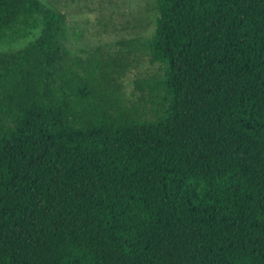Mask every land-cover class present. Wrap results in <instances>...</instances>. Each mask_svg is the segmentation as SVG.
Returning a JSON list of instances; mask_svg holds the SVG:
<instances>
[{
    "label": "trees",
    "instance_id": "trees-1",
    "mask_svg": "<svg viewBox=\"0 0 264 264\" xmlns=\"http://www.w3.org/2000/svg\"><path fill=\"white\" fill-rule=\"evenodd\" d=\"M158 69L78 60L0 0V264H264V0H155Z\"/></svg>",
    "mask_w": 264,
    "mask_h": 264
},
{
    "label": "rangeland",
    "instance_id": "rangeland-1",
    "mask_svg": "<svg viewBox=\"0 0 264 264\" xmlns=\"http://www.w3.org/2000/svg\"><path fill=\"white\" fill-rule=\"evenodd\" d=\"M65 15L60 43L69 57L86 60L100 54L125 56L129 66L119 76L125 97L135 100V80L158 69L149 62L144 48L153 31L155 0H41ZM39 28L12 43H0V50L15 51L38 36Z\"/></svg>",
    "mask_w": 264,
    "mask_h": 264
}]
</instances>
